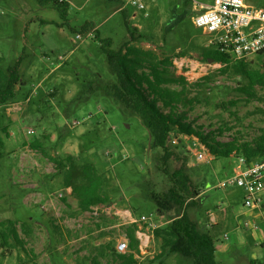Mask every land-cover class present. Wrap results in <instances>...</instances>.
I'll use <instances>...</instances> for the list:
<instances>
[{"label": "rangeland", "instance_id": "374dc122", "mask_svg": "<svg viewBox=\"0 0 264 264\" xmlns=\"http://www.w3.org/2000/svg\"><path fill=\"white\" fill-rule=\"evenodd\" d=\"M65 1L69 6L63 18L60 10L43 0H0V55L4 58L0 65L6 68L22 58L24 81L16 103L0 106V219L30 221L33 227L27 252H5L1 262L93 264L94 260L95 264H113L109 246L129 243L135 234L142 241L138 264H148L149 257L160 249V240L153 237L149 226H163L169 216L143 200H150L151 191L145 184L151 182L153 192L159 193L170 185L156 160L162 152L149 147L150 138L139 117L105 91L81 95L87 91L84 81H96L102 87L109 80L95 36L111 37L113 48L128 39L130 33L124 30L120 13L126 9L129 17L125 23L133 27V42L160 56L170 55L174 78L195 84L201 77H209L200 92L204 99L210 98L209 105L196 107L191 117L198 116V123L208 130H226L224 139L237 132L251 138L264 129V91L258 90L257 101L238 99L235 106H228V100L236 97L233 89L243 79L231 70L221 75L220 64L202 59L201 49L209 46L211 38L194 26L193 17L173 29L176 24L169 21L172 11L199 12L213 0H148L144 16L128 7L126 0ZM247 2L264 7V0ZM63 23L77 26L76 31ZM84 24L86 30L80 33ZM182 52L186 55H180ZM262 59L261 55L251 58L254 64ZM96 73L102 77L97 78ZM198 142L173 132L167 146L172 154L166 170L171 173L184 165L191 177L195 194L188 215L201 230L207 223L219 221L215 243L220 250L216 254L224 255V264H248L252 259L264 264V191L261 209L243 207L242 188L229 181L235 169L242 167L238 158L198 161L194 156ZM34 143H41L53 157L72 156L93 163L108 178L111 202L91 211L80 210L71 188L65 186L63 170L57 171L40 149L32 147ZM136 221L139 229L133 233L129 228ZM245 223L250 226L244 227ZM163 264L190 262L173 254Z\"/></svg>", "mask_w": 264, "mask_h": 264}, {"label": "trees", "instance_id": "16d2710c", "mask_svg": "<svg viewBox=\"0 0 264 264\" xmlns=\"http://www.w3.org/2000/svg\"><path fill=\"white\" fill-rule=\"evenodd\" d=\"M43 1L51 3L65 18V7L69 6L68 1ZM172 12L169 21L173 23L172 26L176 24L173 29L198 13L187 10L181 13H177L176 10ZM120 13L124 17V30L130 33V39L124 40L117 48H113L114 41L111 37L95 36L99 40V50L101 49L100 52L105 57L109 80L107 82L99 80V83L102 82V87L96 81H84L83 84H87V91H83L81 95L85 96L86 93L91 94L93 91H105L106 96L113 97L123 109L139 117L150 138L149 146L151 149L162 152L161 155L156 156V160L170 188L164 193L153 192L152 183L148 182L145 186L146 189H150L148 191H151L149 195L151 201L143 200L152 202L157 212L168 215L169 219L163 226L156 228L149 226L153 237L160 240V252L147 263L163 264L166 257L178 254L189 260L190 264H224V255L216 254L218 249L215 242L216 239L218 240L219 233H213L207 228L201 230L198 222L191 219L187 213L188 207L194 205L195 193L186 166L174 169L171 173L166 170L172 154L167 146L171 133L179 132L191 139H197L214 158L235 155L237 158L243 157L246 163H250L264 158V129L251 138H245L237 132L228 139H224L226 130L220 128L208 130L203 124L198 123V116L192 118L191 113L198 106L209 105L210 98L204 99L200 96L209 77L203 76L195 84H188L186 80L174 78L172 76L173 58L170 55L160 56L154 49L145 48L133 42L135 41L131 31L133 27L125 23L129 17L128 11L125 9ZM63 24H68L71 31L75 32L77 29V26L71 27L69 23ZM85 30V24L81 25L80 33ZM96 34L99 32L97 31ZM85 55L89 57V52ZM180 55L184 56L186 52ZM201 57L204 61L213 60L214 63L220 64L221 75L231 70L243 79V82L233 89L236 97L228 100V106H235L238 99H243L246 103L259 99L258 90L264 91V59L258 64H254L251 59L234 60L230 54L218 51L213 46L203 47ZM21 59L6 68L0 65V106L16 103L18 99V91L24 85L20 72ZM3 61L4 58L0 55V63ZM96 75L97 78L101 76L99 73ZM223 104L226 106V103L223 102ZM230 130L231 128L227 131ZM32 147L36 150L40 149L43 157L53 162L57 171L63 170L65 186L71 188V193L80 210L91 211L94 206L111 202L108 178L104 172L100 173L93 163L79 162L72 156L64 159L53 157L42 149L41 143H34ZM63 201L66 203L65 199ZM67 206L69 207L68 204ZM132 224L129 230L133 233L137 232L138 221ZM124 225L126 224L120 226ZM32 233L33 227L30 221L18 222L1 218L0 264L5 252L9 253L13 249L27 252L28 240ZM129 240L127 252L118 253L112 249L114 250L113 264H137L138 260L134 257V252L139 254V238L133 234ZM234 253L238 252L234 251ZM92 263L95 264L94 260ZM248 264L262 263L252 259Z\"/></svg>", "mask_w": 264, "mask_h": 264}, {"label": "built area", "instance_id": "2783aa9c", "mask_svg": "<svg viewBox=\"0 0 264 264\" xmlns=\"http://www.w3.org/2000/svg\"><path fill=\"white\" fill-rule=\"evenodd\" d=\"M147 2L148 0H126L128 7L137 9L143 16L147 11ZM192 21L195 27L210 36L209 46L230 54L234 60L251 59L260 54L264 56V7H254L247 0H213ZM77 38L81 36L78 34ZM194 140L198 142L197 139ZM194 152L198 161L210 162L214 159L200 142ZM238 160L242 167L235 169V176L229 181L242 188L243 207L249 210L260 209L261 193L264 191V158L250 163H246L243 157ZM244 225L250 226L249 223ZM127 250L126 241L119 242L116 246L118 253H125Z\"/></svg>", "mask_w": 264, "mask_h": 264}, {"label": "crops", "instance_id": "0c3cea01", "mask_svg": "<svg viewBox=\"0 0 264 264\" xmlns=\"http://www.w3.org/2000/svg\"><path fill=\"white\" fill-rule=\"evenodd\" d=\"M204 6H206V5H204ZM231 156H235V155H231ZM237 158V157H236ZM122 223H124V222H122ZM219 225V221L218 222H215V220H213V221H211V222H209V223H207L206 224V228H207V230H209V231H211V232H217L216 231V228H217V226L216 225ZM216 226V227H215ZM137 236V235H136ZM138 237V236H137ZM140 238V237H139ZM149 238V237H148ZM151 239V238H150ZM141 242V243H140ZM118 244V243H117ZM117 244L115 245V246H109V249H108V251L107 252H109L111 255H113L114 254V250H116V246H117ZM140 245V246H139ZM138 248H139V254L136 252H134V257L138 260V262H137V264L138 263H140V259H142L140 256H141V254H142V241H140L139 240V244H138ZM218 248V247H217ZM112 249H114V250H112ZM218 250H220V249H218ZM127 252V251H126ZM160 252V249H158V252H157V254ZM153 257H149V259H152Z\"/></svg>", "mask_w": 264, "mask_h": 264}, {"label": "water", "instance_id": "95a60500", "mask_svg": "<svg viewBox=\"0 0 264 264\" xmlns=\"http://www.w3.org/2000/svg\"><path fill=\"white\" fill-rule=\"evenodd\" d=\"M210 61H212V60H210ZM150 147V146H149Z\"/></svg>", "mask_w": 264, "mask_h": 264}]
</instances>
